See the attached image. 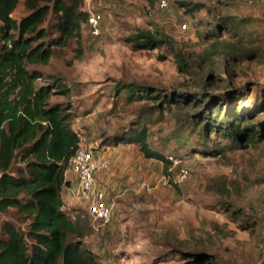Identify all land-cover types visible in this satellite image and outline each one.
Listing matches in <instances>:
<instances>
[{
	"label": "rangeland",
	"instance_id": "374dc122",
	"mask_svg": "<svg viewBox=\"0 0 264 264\" xmlns=\"http://www.w3.org/2000/svg\"><path fill=\"white\" fill-rule=\"evenodd\" d=\"M166 1L161 7L158 0H84L85 10L102 16L99 33L92 34L84 23L80 45L70 40L52 47L46 64L27 65L46 79L37 84L58 76L68 85L69 97L51 100L71 105L80 146L109 164L95 177V189L111 208L109 222L90 215V199L66 212L74 219L78 209L88 232L82 241L100 264H263L264 142L216 156L191 152L194 139L177 125L198 107L163 101L161 113L150 110L146 118L139 113L155 106L156 98L126 100L114 87L118 82L149 84L152 96L195 92L205 101L215 96L213 104L227 100L237 107L254 106L255 97L264 93V0ZM180 2L201 7L191 13ZM26 12L20 2L12 17ZM223 18L242 20L236 37L227 27L203 36ZM141 32L167 35L188 66L179 69L166 45L134 46ZM54 35L49 29L46 40ZM227 43L237 50L226 51ZM257 112L263 120L264 105ZM143 118L150 146L179 164L165 169L137 145L108 139ZM180 167L189 175L175 182ZM4 217L21 229L27 226L16 213Z\"/></svg>",
	"mask_w": 264,
	"mask_h": 264
},
{
	"label": "trees",
	"instance_id": "16d2710c",
	"mask_svg": "<svg viewBox=\"0 0 264 264\" xmlns=\"http://www.w3.org/2000/svg\"><path fill=\"white\" fill-rule=\"evenodd\" d=\"M20 2L27 12L16 19L12 13ZM180 4L191 13L201 7L199 3ZM83 6L84 0H0V264H100L82 241L88 232L78 209H73L76 214L72 219L66 208L73 207L62 196L69 184L66 171L80 146V137L72 127L71 105L51 98L69 97L70 88L58 76L37 84L44 78L42 72L27 68L28 64H46L52 47H64L70 40L81 44L82 25L88 16ZM45 21L47 26H42ZM240 22L223 18L203 36L217 35L220 28L227 27L236 37ZM49 29L55 35L46 40ZM135 38L141 40L133 43L140 49L168 46L179 69L188 66L184 54L173 47L167 35L141 32ZM236 50L235 44L227 43L226 51ZM76 51L80 55L81 47ZM114 89H120L126 100L156 98L155 106L140 111L146 118L150 110L160 114L163 101L180 108L192 102L198 109L187 113L177 125L179 131L194 139L191 152L216 156L264 142V119L257 118L264 93L255 97L254 106L237 107L227 100L213 104L215 96L205 101L195 92L152 96L149 84L118 82ZM244 98L240 96L239 101ZM146 118L130 123L108 139L116 144H135L145 157L158 159L165 169L170 168L168 157L150 146ZM11 213L20 215L26 228L4 217Z\"/></svg>",
	"mask_w": 264,
	"mask_h": 264
},
{
	"label": "built area",
	"instance_id": "2783aa9c",
	"mask_svg": "<svg viewBox=\"0 0 264 264\" xmlns=\"http://www.w3.org/2000/svg\"><path fill=\"white\" fill-rule=\"evenodd\" d=\"M161 7L167 6L166 0H158ZM102 19L100 13L88 10L86 24L92 34L99 33V23ZM185 27V25H183ZM168 159L173 163L179 164V159L168 156ZM108 162L97 160L93 152L83 146H79L74 157L70 161L69 169L78 180V188L70 191L71 196L75 199H90L89 213L95 219L106 224L111 218V208L106 202L101 191L95 189L96 174L108 168ZM189 175V171L185 167H180L174 178L175 182L184 181Z\"/></svg>",
	"mask_w": 264,
	"mask_h": 264
},
{
	"label": "crops",
	"instance_id": "0c3cea01",
	"mask_svg": "<svg viewBox=\"0 0 264 264\" xmlns=\"http://www.w3.org/2000/svg\"><path fill=\"white\" fill-rule=\"evenodd\" d=\"M66 178L69 181V184L64 187L62 191L63 199L69 207H81V204L85 203L87 200L84 198L75 199L71 196L70 191L78 188V180L69 168L66 171Z\"/></svg>",
	"mask_w": 264,
	"mask_h": 264
}]
</instances>
